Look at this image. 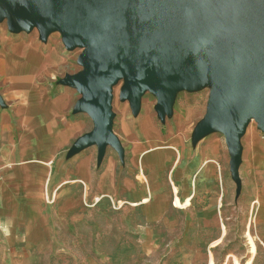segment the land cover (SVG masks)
I'll return each instance as SVG.
<instances>
[{
	"label": "rangeland",
	"instance_id": "obj_1",
	"mask_svg": "<svg viewBox=\"0 0 264 264\" xmlns=\"http://www.w3.org/2000/svg\"><path fill=\"white\" fill-rule=\"evenodd\" d=\"M5 36L37 45L57 58L51 72L22 73L18 82L52 84L51 95L66 86L80 97L75 88L62 84V80L84 72L81 58L89 49L87 45L68 47L59 29H51L43 40L38 26L15 31L8 17L0 19L1 90L15 82L13 76L4 74L6 60L2 52L14 43L3 45ZM126 75L110 85L112 132L123 153L107 145L98 164L97 146L87 148L83 158L90 159L93 174L88 187L74 181L77 179L73 167L65 168L56 177L55 169L53 184L46 185L37 198L30 199V203L25 201L15 215H0V264H264V131L259 128V121L252 118L240 138L237 180L231 171L225 133L210 130L198 136L196 131L208 112L214 84L209 81L193 88L178 87L171 111L162 117L157 110V96L150 88L134 110L129 99L122 96ZM79 113L83 118L80 137L94 129L95 121L89 112ZM145 117H150L163 139L182 137L178 150L164 157L159 181L152 188L155 194L166 197V216L170 221H149L145 204H135L130 189L123 186L125 177L144 180L147 176L133 163L132 135ZM148 124L153 125L147 118L143 127ZM211 145L215 146L211 154L219 176L216 181L205 183L197 168L209 156L206 150ZM110 158L117 165V192L101 195L97 180ZM181 171L188 180L177 177ZM63 181L68 188L60 193L56 186ZM187 185L192 193L191 204L180 207L176 197L185 203ZM29 206L31 210L27 209ZM149 233L151 243L146 242Z\"/></svg>",
	"mask_w": 264,
	"mask_h": 264
},
{
	"label": "water",
	"instance_id": "obj_2",
	"mask_svg": "<svg viewBox=\"0 0 264 264\" xmlns=\"http://www.w3.org/2000/svg\"><path fill=\"white\" fill-rule=\"evenodd\" d=\"M4 17L15 31L38 26L45 40L59 29L68 47L88 46L84 72L62 80L83 94L75 110L95 120L76 149L96 143L100 159L108 144L123 153L112 132L110 87L123 75L122 96L134 110L150 88L162 117L178 87L210 81L214 89L197 135L225 133L239 180L247 123L255 118L264 131V0H0Z\"/></svg>",
	"mask_w": 264,
	"mask_h": 264
},
{
	"label": "crops",
	"instance_id": "obj_3",
	"mask_svg": "<svg viewBox=\"0 0 264 264\" xmlns=\"http://www.w3.org/2000/svg\"><path fill=\"white\" fill-rule=\"evenodd\" d=\"M12 33L16 34L13 31ZM10 41L14 42L11 48L2 52L6 60L4 74L13 76L15 82L12 81L5 90L0 89V105L5 106H0V164L2 165L0 215H15L25 201L30 203V199L37 198L46 185L53 184L52 176L55 169L56 177L65 168L73 167L77 179L74 181L84 183L88 187V183L93 182V174L91 161L83 158V153L91 146H97L99 149L96 143L75 148L78 140L85 136L79 137L83 118L78 115L79 112L86 111L75 110L77 102L83 97L77 88L75 90L80 93L78 98L74 96L73 89L66 86L60 92L51 95L52 84L30 82L23 85V82L17 81V77L22 73L51 72L57 59L54 53L46 54L39 46L14 41L11 36L3 37L1 43L5 45V42ZM147 118L154 126L148 124L143 127ZM140 123H142L140 129L132 134L135 137L133 163L139 167L143 176L145 174L147 176L144 180L134 176L125 177L123 186L130 189L135 204H145L144 209L149 221L163 222L164 219L170 221L166 216V197L155 194L152 188L159 181L160 172L165 164L164 157L167 153L178 150L182 137L163 139L150 117H145ZM211 146V150H208ZM211 146L206 150L209 156L197 168L202 182L205 183L216 181L219 176L218 166L214 155L211 154L215 146ZM99 156L100 149L97 155L98 164L101 162ZM116 166L113 158L108 159L106 168L99 175L97 182L101 195H112L117 192L114 173ZM177 177L182 179L187 178V175L181 171L180 176ZM68 178L74 177L68 176ZM189 185L185 189L187 195L185 203L176 197V205L183 207L191 204L192 193L189 192ZM56 187L60 193H65L64 190L68 188L65 181L60 182ZM31 207L27 209L31 210ZM151 236L152 234L149 233L146 242L151 243Z\"/></svg>",
	"mask_w": 264,
	"mask_h": 264
},
{
	"label": "built area",
	"instance_id": "obj_4",
	"mask_svg": "<svg viewBox=\"0 0 264 264\" xmlns=\"http://www.w3.org/2000/svg\"><path fill=\"white\" fill-rule=\"evenodd\" d=\"M2 165L0 164V177H1Z\"/></svg>",
	"mask_w": 264,
	"mask_h": 264
}]
</instances>
